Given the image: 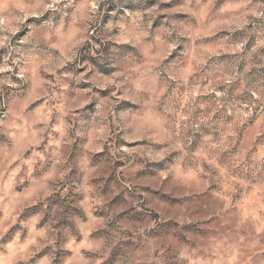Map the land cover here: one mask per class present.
Returning a JSON list of instances; mask_svg holds the SVG:
<instances>
[{"label": "clouds", "instance_id": "9594fccd", "mask_svg": "<svg viewBox=\"0 0 264 264\" xmlns=\"http://www.w3.org/2000/svg\"><path fill=\"white\" fill-rule=\"evenodd\" d=\"M0 264H264V0H0Z\"/></svg>", "mask_w": 264, "mask_h": 264}]
</instances>
